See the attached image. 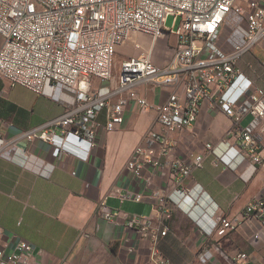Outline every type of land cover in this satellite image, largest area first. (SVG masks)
I'll list each match as a JSON object with an SVG mask.
<instances>
[{
	"label": "built area",
	"instance_id": "obj_1",
	"mask_svg": "<svg viewBox=\"0 0 264 264\" xmlns=\"http://www.w3.org/2000/svg\"><path fill=\"white\" fill-rule=\"evenodd\" d=\"M168 16L181 18L177 29L165 28ZM232 18L238 22L229 28ZM137 33L150 38L149 46L133 42L141 54L122 61L115 75L117 48ZM168 36L176 41L173 56L155 64V44ZM0 37V80L36 96L46 95L50 88V97L60 90L73 98L62 115L26 132L28 142L38 140L49 144L58 156L72 152L78 158L69 144H83L86 150L81 156L86 158L100 129L112 132L122 127L129 105L139 111L154 108L160 130L149 129L134 148L126 164L128 178L138 182L144 172L171 178L177 192L190 198L191 189L183 188V183L192 170L202 167L203 156L168 161L174 146L166 135L193 127L201 104L208 102L233 123L219 142L222 151L215 155L214 164L227 169L238 160L234 168L248 163L251 172L264 173V144L257 135L264 136V90L238 68L239 60L256 46L264 53V0H0ZM94 78L109 84L116 80L115 86L92 90ZM142 88L151 94L160 89L164 100L153 106L140 92ZM102 112L104 124L98 121ZM247 116L250 121L241 126ZM205 150L213 152V146L206 144ZM12 152L0 136V156ZM145 183L144 192L126 189L117 191L116 197L120 203L154 201L157 224L146 216L111 209L105 199L98 205L97 216L135 231L147 242L144 264H172L158 244L167 234L166 222L174 208L160 190L148 191V179ZM252 219L264 227V198L249 202L241 216H216L205 237L225 238ZM9 243L0 227V264H42L40 252L27 242ZM126 250L135 252L132 246ZM207 255L203 250L199 261L206 263ZM231 264L254 263L239 252Z\"/></svg>",
	"mask_w": 264,
	"mask_h": 264
},
{
	"label": "crops",
	"instance_id": "obj_2",
	"mask_svg": "<svg viewBox=\"0 0 264 264\" xmlns=\"http://www.w3.org/2000/svg\"><path fill=\"white\" fill-rule=\"evenodd\" d=\"M257 55L256 62L247 63V68L241 67L244 61L240 59L238 68L264 90V70ZM115 81L109 84L94 78L91 87L95 91L109 85L113 88ZM50 91L47 88L46 95L39 97L0 80V136L13 149L12 154L0 156V227L10 245L27 242L40 252L42 264H144L147 242L135 231L99 218L97 208L105 199L111 209L146 216L157 224L154 201L120 203L116 197L117 191L126 189L144 192L148 179V191L160 190L174 208L166 222L167 234L158 244L172 264H231L239 252L249 255L254 264H264V227L256 220L244 222L225 238L205 237L216 216H241L249 202L264 198L263 172H251L248 163L234 168L238 160L227 169L214 164L215 155L222 151L219 142L233 128L219 109L203 102L193 127L166 135L174 146L168 161L203 156L202 167L192 170L183 183V188L191 189L190 198H184L171 178L164 180L148 172L138 182L128 178L126 164L134 148L149 129L160 130L154 108L139 111L129 105L122 127L112 132L100 129L86 158L81 156L86 150L83 144H69L78 158L72 152L58 156L49 144L38 140L28 142L26 132L44 126L72 105L69 92L57 90L50 97ZM140 92L153 106L164 100L160 89L152 94L146 88ZM98 121L104 124V112ZM249 121L245 117L241 126ZM257 135L264 144V136ZM206 144L213 146V152L205 150ZM127 246L135 252L127 253ZM203 250L208 251L206 263L198 259Z\"/></svg>",
	"mask_w": 264,
	"mask_h": 264
},
{
	"label": "rangeland",
	"instance_id": "obj_3",
	"mask_svg": "<svg viewBox=\"0 0 264 264\" xmlns=\"http://www.w3.org/2000/svg\"><path fill=\"white\" fill-rule=\"evenodd\" d=\"M181 18L179 16H168L165 20L164 26L166 29H172L175 30L179 26ZM238 20L235 18L229 19L227 26L233 27L234 24H236ZM226 34V33H225ZM226 38V36H224ZM133 42H140L144 45L145 48H147L150 44V38L148 36L142 35V34H135L132 35L127 41H125L122 45H120L116 51L115 56V72L119 69L120 64L122 61L131 58V57H137L141 54V51L136 50L133 47ZM175 38L174 36H168L167 38L159 39L156 44L153 51V60L155 63H163L167 59H170L173 56L174 53V46H175ZM257 54H260V57L258 59V62L260 64V67H262V61L264 60V53L261 51L259 46H256L252 51L245 54L241 61L243 60L244 63L241 65L242 68H247V63L256 62L255 57H258ZM241 63V62H240ZM240 66V65H239ZM264 70V69H263ZM40 97V96H39ZM154 129V128H151ZM157 129V127H155Z\"/></svg>",
	"mask_w": 264,
	"mask_h": 264
}]
</instances>
